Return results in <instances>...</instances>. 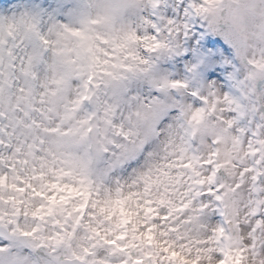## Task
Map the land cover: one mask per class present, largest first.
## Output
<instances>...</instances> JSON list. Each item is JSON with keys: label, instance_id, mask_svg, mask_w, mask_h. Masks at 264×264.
I'll list each match as a JSON object with an SVG mask.
<instances>
[{"label": "clouds", "instance_id": "clouds-1", "mask_svg": "<svg viewBox=\"0 0 264 264\" xmlns=\"http://www.w3.org/2000/svg\"><path fill=\"white\" fill-rule=\"evenodd\" d=\"M0 264H264V0H0Z\"/></svg>", "mask_w": 264, "mask_h": 264}]
</instances>
